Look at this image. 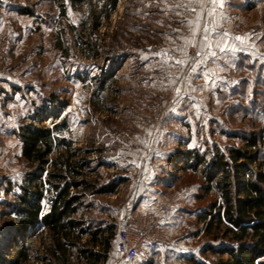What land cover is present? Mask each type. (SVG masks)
Segmentation results:
<instances>
[{"label": "rangeland", "instance_id": "obj_1", "mask_svg": "<svg viewBox=\"0 0 264 264\" xmlns=\"http://www.w3.org/2000/svg\"><path fill=\"white\" fill-rule=\"evenodd\" d=\"M206 1L200 0L186 13L168 0H117L114 9L105 0H0V233L15 223L12 202L20 186L26 185L25 174L31 170L21 157L20 128L32 123L33 114L39 112L35 126L51 129L54 123L65 120L66 129L61 136L81 151L78 156L91 150L87 180L94 182L96 188L116 184L111 193H84L79 210L84 226H99L110 234L106 228L111 225L116 236L133 180L139 177L143 183L150 182L147 187L153 186L149 175L160 171L157 181L166 186V191L167 186L174 188L169 189L166 198L152 200L153 204L181 201L179 208L171 210L181 211L183 216L172 240L197 232L188 243L190 257L200 264L216 262L217 255L208 252L207 246L228 244L230 236L224 237L217 230L206 234L209 219L199 222L198 215L207 211L211 202L219 208L221 199L214 191L201 190L198 172L175 167L168 176L166 158L170 152L184 148H195L207 157L214 152L226 155L232 148L251 150L246 144L252 136L257 147L264 150V0H247L246 10L231 22L223 23L217 16L212 19L211 29L227 26L231 47L210 55V61L202 64L196 62L197 46L190 45L185 54L183 49L179 55L173 49L174 45L185 46L191 40L190 30L195 29L181 22L184 18L196 16L202 24H197L196 30L205 29ZM214 1L207 18L217 14ZM93 15L97 16L94 28ZM169 33H179L176 43L167 37ZM148 48L158 49L160 56L151 55ZM95 49L99 52L97 58ZM110 50L133 56L117 59L114 65L106 60ZM232 51L241 53L238 64L234 61L236 56H228ZM150 57L157 58L158 63L148 61ZM216 57L221 60L218 68L206 72L205 68L218 60ZM191 66L193 70L187 71ZM103 73L111 77L100 87ZM239 81L240 92L232 93L230 87ZM180 95L191 99L187 111L182 110L184 99L178 103ZM52 96L56 99L53 103ZM170 97L171 109L153 132L148 118L154 104ZM148 160L158 162L156 166L160 164L158 160L165 163L154 170L145 164ZM132 164L140 170L136 172ZM255 168L252 163L250 169ZM130 212L137 211L132 208ZM11 232L0 234L3 253L10 243L25 241L31 247L27 264H46L45 247L50 240L44 230L24 238ZM87 238L83 237L79 244ZM116 242L115 239L108 255H114ZM68 253L69 264H79L75 249ZM2 254L0 261L11 258L13 251ZM222 258L226 260L227 254ZM117 259L118 256L116 260L111 257L100 264H116ZM140 263L142 260L129 264ZM255 264H264V255Z\"/></svg>", "mask_w": 264, "mask_h": 264}, {"label": "trees", "instance_id": "obj_2", "mask_svg": "<svg viewBox=\"0 0 264 264\" xmlns=\"http://www.w3.org/2000/svg\"><path fill=\"white\" fill-rule=\"evenodd\" d=\"M105 1L112 9L117 4V0ZM105 10L103 7V14L106 15ZM91 21L94 28L97 16L93 15ZM93 53L94 57L99 56L97 49ZM132 56L127 52L121 54L117 50H110L106 60L110 59L115 65L117 59L123 61ZM110 77L103 73L99 86L102 87ZM241 84L239 81L237 86L230 87L232 93L240 92ZM55 100L53 96L50 99L52 103ZM55 114L52 116L55 117ZM39 117V112L33 114V122H39ZM33 122L21 126L19 133L21 157L31 170L25 174L26 185L20 186V192L12 202L15 223L8 225L0 234L6 236L9 234L7 232L12 231L18 238H24L44 230L50 240L45 247L46 264H69L70 249H75L77 263L100 264L107 259L109 250L113 248V226L106 228L110 234L99 226H84L82 217L79 218V210L84 193H111L116 184L96 188L94 182L87 180L91 150L78 156L81 151L72 148V141L61 136L66 129L65 120L54 123L51 129L37 127ZM260 139L263 140V136ZM256 144V138L252 136L246 144L251 150L232 148L226 155L214 152L207 157L195 148H184L170 152L166 158V165L170 167L166 173L168 176L175 167L198 172L202 180L201 190L206 193L214 191L221 199L219 208L216 202H211L208 210L198 215L199 222L204 223L209 219L205 224L206 234L210 235L211 231L217 230L224 237L230 236L228 244L222 242L207 246V251L218 257L213 264H255L264 255V150L261 151ZM252 163L256 164L254 171L250 169ZM72 190L76 192L72 193ZM214 209L217 211L213 214ZM85 236L87 240L80 245L79 241ZM212 237L215 240L217 235ZM148 249L153 250L154 247ZM9 251H13L12 257L3 259L0 264H27L31 259V247L25 241L10 243L3 254L9 255ZM223 254H227L226 260H223ZM155 255V252L149 255L148 264H153ZM190 256L187 254L185 261L200 264Z\"/></svg>", "mask_w": 264, "mask_h": 264}, {"label": "crops", "instance_id": "obj_3", "mask_svg": "<svg viewBox=\"0 0 264 264\" xmlns=\"http://www.w3.org/2000/svg\"><path fill=\"white\" fill-rule=\"evenodd\" d=\"M168 1L175 4L174 7L177 8L178 10L182 9V10H185L186 13H188V12H190V10H192V8H194L196 5L199 4L200 0H168ZM213 1L214 0L206 1L205 6H204V16H206V24L208 26L206 32H204L205 31L204 28H201L200 30H198V29L196 30L197 24H200L199 27L202 25L200 22L201 20L199 18H197L196 16H192L191 18L186 17V18H184V20H181V22L183 21L184 23H187L188 25L191 24V27H194L195 29L190 30L192 32V35L189 36L191 40L187 44H185V46H180L178 48L176 45H174V47H175V48L173 47L174 48L173 49L174 54L179 55L180 52L181 53L183 52V49H184L183 53L185 54L186 50L190 47V45H193V46L195 45V46H197V49H198V55H197L196 62H201L202 64L203 63L205 64V62L210 61L209 58H211L210 55H212V53H215L216 55L222 53V50L221 49L219 50L220 47H222V49L223 48L225 49L227 47L228 48L231 47L230 43L227 41V39L230 38L229 34L226 32L227 26L226 25L223 26V28H221V30H214L213 28L211 29L212 19H214L217 16V18H219L220 21L223 23L224 22L228 23V22H231L232 20L237 19V17L240 14V11L246 10L244 6L246 5L247 0H215L214 3L215 2L217 3V14L213 15L212 13H210V16L211 15H213V16L210 18L209 17L207 18L208 12L211 9H213L212 8ZM250 7H252V6H250ZM205 12H207V13H205ZM192 15H196V14H192ZM176 18H178L177 15H176ZM160 35H161V38L165 37V35L162 37L163 34H160ZM178 35H179V33H176V34H173L172 36H170V33H169L167 35V37L174 38V41L176 43V38ZM205 37H207V39H205ZM175 43H173V44H175ZM147 52L151 53V55H154V56H155V54H157L159 56L161 54V53H159L158 49L155 51H152V49L148 48ZM168 55L170 56L172 54L169 53ZM240 55H241V53H239V52L238 53L235 51L228 52V56H230L231 58H235V56H236V58L234 60L236 64H238L240 62V58H241ZM151 57L148 58L149 59L148 61H150V62L154 61L155 63H158L157 58L152 59ZM171 57H173V56H171ZM216 59H218V60H216L213 65L210 64L208 68L207 67L205 68L206 72H207V69L212 70V69L218 68L217 65L220 64L221 60L219 59V57H216ZM159 62H160V64L163 63L160 60H159ZM174 62H175V60H174ZM170 63H171V61H170ZM148 67L151 68L152 66L149 64ZM154 68L156 69V67H154ZM169 68L170 67L168 66V69ZM192 70H193L192 66L187 69V71H189V72H191ZM187 71L185 73H187ZM185 81H187V80H185ZM216 89L218 90L217 87H216ZM180 96H181V98H179L178 103L180 104L181 101H183L182 99H184L183 102L185 103L184 104L185 106L184 105L182 106V110L185 109V111H187L188 105H189L188 100L191 101V99H189L190 97H187V98L184 97L183 98L182 95H180ZM158 161H160L159 166H156V163H158V162L153 161V160H148L145 162V164L149 167H154V170H156V167H160V166L162 167L163 163H165V161H162V160H158ZM132 167L136 170V172L140 170V169L136 168V166H134V165ZM159 172L160 171H155V172L152 171V174L149 175L150 180H151V182H153L154 187L150 186V185L147 187L146 183H150V182L147 181V182L143 183V180H140L139 177H137L133 180L132 186L128 190L129 196L127 197L126 202L124 203V217L127 215V213H129L131 211L132 208L138 212L150 210L153 207L156 208L157 210H160V207L163 204L168 203V202L161 203L160 206H157L156 204H153V201H152V200H156L157 198H163V199L166 198L167 196L170 195V192H168L169 189L174 188V185L167 186L168 187L167 191L165 190L166 186H162L161 182L157 181L158 176H160ZM145 178H147V176ZM131 179H132V177H131ZM131 181H129V182H131ZM155 182L156 183L158 182L157 183L158 185H156ZM124 183H125V181H124ZM176 188H177V186H176ZM182 217L183 216H182L181 211L180 212L171 211L170 214L168 213V214H164L162 216L163 228H164V231L167 235L168 243L165 245H162V246L154 247L153 250L152 249H146L143 257L138 259V260H142V264H148L149 263V261H148L149 255H151L152 252L156 253L155 258L153 260V264L159 263V262L162 264H174L175 262L180 263V262H184L186 260L187 254H191V252L189 251V248H187V247H190V245H188V243H189V241H191L192 239L195 238V233L193 232V235H191V236H190V234L188 235V233L187 234L185 233L184 235L182 234L183 236H181L180 238H176V239L172 240V236L175 235V233H177V228H178L177 226L178 225H176V224L180 223ZM174 229H175V231H174ZM115 239L117 240V235L115 236ZM117 256H118L117 251L114 250V255H108L105 262H108L111 259V257H113L116 260ZM124 264H126V263H124Z\"/></svg>", "mask_w": 264, "mask_h": 264}, {"label": "built area", "instance_id": "obj_4", "mask_svg": "<svg viewBox=\"0 0 264 264\" xmlns=\"http://www.w3.org/2000/svg\"><path fill=\"white\" fill-rule=\"evenodd\" d=\"M172 106V98L163 103H155L148 118L149 128L155 132ZM181 201L163 204L160 210L152 208L142 212H130L125 217L117 233L116 264L134 262L145 254V250L167 244V235L163 228L162 216L174 208H179Z\"/></svg>", "mask_w": 264, "mask_h": 264}, {"label": "snow or ice", "instance_id": "obj_5", "mask_svg": "<svg viewBox=\"0 0 264 264\" xmlns=\"http://www.w3.org/2000/svg\"><path fill=\"white\" fill-rule=\"evenodd\" d=\"M193 11H194V9H193ZM207 27H208L207 24H205V31H207ZM205 39H207V37H205ZM237 39H241V38L240 37H237ZM221 50H223V49H221ZM212 55L214 56L215 53H212ZM178 63H181V61H178Z\"/></svg>", "mask_w": 264, "mask_h": 264}]
</instances>
